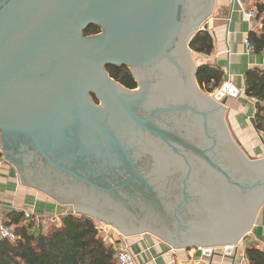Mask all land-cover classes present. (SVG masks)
Returning <instances> with one entry per match:
<instances>
[{"label":"water","instance_id":"95a60500","mask_svg":"<svg viewBox=\"0 0 264 264\" xmlns=\"http://www.w3.org/2000/svg\"><path fill=\"white\" fill-rule=\"evenodd\" d=\"M215 1L0 0V153L20 183L124 237L233 256L264 203V155L230 131L239 89L196 80L189 43Z\"/></svg>","mask_w":264,"mask_h":264},{"label":"crops","instance_id":"0c3cea01","mask_svg":"<svg viewBox=\"0 0 264 264\" xmlns=\"http://www.w3.org/2000/svg\"><path fill=\"white\" fill-rule=\"evenodd\" d=\"M242 9L254 10L251 0H216L211 16L206 19L207 31L213 40V50L207 55L196 53L199 64L209 63L224 72L228 80L239 89L237 98H226L228 124L241 145L253 156L264 155V148L252 126L253 104L244 94V71L250 67L264 68V53L247 50L243 41L250 31L261 24L254 18L245 21ZM222 82V83H223ZM14 210L35 214L61 213L62 207L52 199L22 185L14 167L6 161L0 164V220ZM69 212V211H68ZM66 212V213H68ZM63 213V212H62ZM130 251L144 264H250L245 248L254 246L264 251V203L260 207L249 233L239 242L236 253L227 256L216 248L204 256L197 248L170 249L159 240L144 234L124 241Z\"/></svg>","mask_w":264,"mask_h":264},{"label":"trees","instance_id":"16d2710c","mask_svg":"<svg viewBox=\"0 0 264 264\" xmlns=\"http://www.w3.org/2000/svg\"><path fill=\"white\" fill-rule=\"evenodd\" d=\"M251 3L261 27L250 31L247 37L252 51L261 54L264 53V0H251ZM97 32L99 27L94 25L85 30V34ZM189 46L193 52L209 55L213 50V40L207 29L197 32ZM106 69L123 86L129 89L137 86L128 67L107 65ZM223 75L220 67L209 63L199 64L196 69L200 88L209 93L220 88ZM243 80L244 94L258 99L253 124L264 139V68L246 69ZM92 97L97 101L94 95ZM4 224L13 230L15 239H0V264H117L113 245L103 240L90 216L68 212L58 224H50L47 229L38 227L36 231L30 213L14 210L5 216ZM245 253L250 264H264V251L247 246Z\"/></svg>","mask_w":264,"mask_h":264},{"label":"built area","instance_id":"2783aa9c","mask_svg":"<svg viewBox=\"0 0 264 264\" xmlns=\"http://www.w3.org/2000/svg\"><path fill=\"white\" fill-rule=\"evenodd\" d=\"M238 2L241 4L242 0H238ZM242 15L245 21H249L256 18V11L252 9H242ZM243 43L247 50H252V44L248 37L244 38ZM249 100L253 104L255 111V104L258 102V99L256 97H249ZM3 162H5V160L0 156V164ZM30 214L33 216L35 228L38 226L41 228H46V226L50 224H58L60 218L66 215V212L52 214ZM95 228L102 235L104 241H107L113 245L117 264H144L141 263L136 255L130 251L128 245L122 240L124 236L118 230L113 228L111 225L99 220H95ZM4 238L13 240L15 239V234L10 227L4 224V220H0V239Z\"/></svg>","mask_w":264,"mask_h":264},{"label":"rangeland","instance_id":"374dc122","mask_svg":"<svg viewBox=\"0 0 264 264\" xmlns=\"http://www.w3.org/2000/svg\"><path fill=\"white\" fill-rule=\"evenodd\" d=\"M192 55H193V57H194V59H196L197 57H196V52H193L192 51ZM197 62V61H196ZM198 63V62H197ZM198 65H199V63H198ZM219 89V88H218ZM218 89H216V90H218ZM204 91V90H203ZM206 92V91H205ZM214 92V91H213ZM209 93V92H208ZM212 93V92H211ZM226 118L228 119V113L226 112ZM253 119V118H252ZM227 123H228V121H227ZM229 125V124H228ZM229 128H230V131H231V133H232V135L234 136V134H233V132H232V130H231V127H230V125H229ZM258 135V139H257V141H260L261 142V140H260V137H259V135L262 137V134H257ZM248 152V151H247ZM250 155H252L250 152H248ZM259 156V155H258ZM257 155H256V157H258ZM3 158V157H2ZM34 190V189H33ZM35 192H37V193H40V192H38V191H36V190H34ZM42 194V193H41ZM42 195H44V194H42ZM45 196V195H44ZM47 197V196H46ZM50 199V198H49ZM61 207H62V212H73V209L70 207V206H65V205H60ZM74 213V212H73ZM49 226V225H48ZM48 226H46V228H40V229H47V227ZM39 227V226H38ZM38 227H36L35 228V230L37 231V230H39V228ZM113 229V228H112ZM115 230V229H114ZM114 230H111V231H114ZM136 237V236H135ZM150 237H153V236H151L150 235ZM130 238H132V237H123V241H125V240H127V239H130ZM155 240H159V239H157V238H155V237H153Z\"/></svg>","mask_w":264,"mask_h":264}]
</instances>
